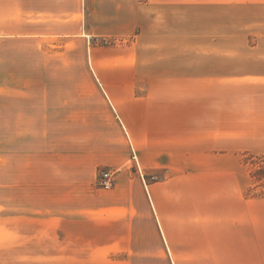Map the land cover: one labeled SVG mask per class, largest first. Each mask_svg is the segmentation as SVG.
Instances as JSON below:
<instances>
[{
	"label": "crops",
	"instance_id": "0c3cea01",
	"mask_svg": "<svg viewBox=\"0 0 264 264\" xmlns=\"http://www.w3.org/2000/svg\"><path fill=\"white\" fill-rule=\"evenodd\" d=\"M246 155L264 0H0V264H264Z\"/></svg>",
	"mask_w": 264,
	"mask_h": 264
},
{
	"label": "built area",
	"instance_id": "2783aa9c",
	"mask_svg": "<svg viewBox=\"0 0 264 264\" xmlns=\"http://www.w3.org/2000/svg\"><path fill=\"white\" fill-rule=\"evenodd\" d=\"M103 42L105 43L107 40H103ZM116 171L117 170L111 168L101 169L96 179V184L103 189L112 188L115 182Z\"/></svg>",
	"mask_w": 264,
	"mask_h": 264
},
{
	"label": "rangeland",
	"instance_id": "374dc122",
	"mask_svg": "<svg viewBox=\"0 0 264 264\" xmlns=\"http://www.w3.org/2000/svg\"><path fill=\"white\" fill-rule=\"evenodd\" d=\"M245 159L246 161L255 164V167L252 170V174L255 177V179L256 180L262 179L263 177L261 176V174L262 171H264V164L262 158L260 156L246 155Z\"/></svg>",
	"mask_w": 264,
	"mask_h": 264
},
{
	"label": "trees",
	"instance_id": "16d2710c",
	"mask_svg": "<svg viewBox=\"0 0 264 264\" xmlns=\"http://www.w3.org/2000/svg\"><path fill=\"white\" fill-rule=\"evenodd\" d=\"M262 177H264V171H262V174H261ZM261 178V177H260Z\"/></svg>",
	"mask_w": 264,
	"mask_h": 264
}]
</instances>
